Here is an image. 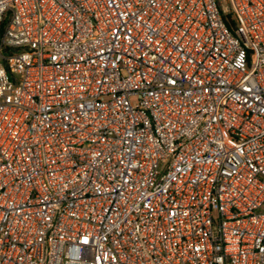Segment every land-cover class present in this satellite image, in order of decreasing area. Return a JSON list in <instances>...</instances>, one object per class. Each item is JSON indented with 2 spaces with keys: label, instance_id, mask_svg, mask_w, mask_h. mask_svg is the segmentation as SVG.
Returning a JSON list of instances; mask_svg holds the SVG:
<instances>
[{
  "label": "built area",
  "instance_id": "1",
  "mask_svg": "<svg viewBox=\"0 0 264 264\" xmlns=\"http://www.w3.org/2000/svg\"><path fill=\"white\" fill-rule=\"evenodd\" d=\"M0 264H264V0H0Z\"/></svg>",
  "mask_w": 264,
  "mask_h": 264
}]
</instances>
